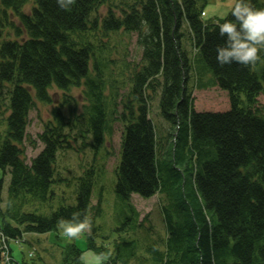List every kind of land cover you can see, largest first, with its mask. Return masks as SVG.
<instances>
[{
	"label": "trees",
	"instance_id": "obj_1",
	"mask_svg": "<svg viewBox=\"0 0 264 264\" xmlns=\"http://www.w3.org/2000/svg\"><path fill=\"white\" fill-rule=\"evenodd\" d=\"M207 1L75 0L65 11L57 0H0V169L10 174L0 236L10 254V240L57 232V221L76 212L89 218L93 234L101 210L99 196L91 201L93 186L107 170L105 138L117 120L124 128L114 169L122 222L112 241L97 244L89 234L87 242L105 254L103 264H264V107L257 101L264 50L254 67L220 66L216 48L226 37L218 24L235 21L232 9L224 19L202 21ZM248 2L264 8V0ZM132 33L141 65L128 82L117 81L110 55ZM53 87L62 98L38 134L41 150L27 163L21 145L29 111L35 100L52 103ZM214 87L227 94V107L198 108L192 91ZM72 88L80 89L79 100L66 93ZM157 94L169 125L160 136L150 116ZM86 148L92 157L80 174L62 177L59 153ZM62 183L74 185L75 203L61 196L53 209ZM132 194L161 196L163 239L146 215L139 219ZM48 206V214L39 211ZM82 254L68 243L62 264H82Z\"/></svg>",
	"mask_w": 264,
	"mask_h": 264
},
{
	"label": "rangeland",
	"instance_id": "obj_2",
	"mask_svg": "<svg viewBox=\"0 0 264 264\" xmlns=\"http://www.w3.org/2000/svg\"><path fill=\"white\" fill-rule=\"evenodd\" d=\"M233 6L234 0H208L200 14V18L204 22L224 19ZM101 11L104 12V8H101ZM185 45L187 44L185 43ZM114 51L115 52L110 55L111 59L114 61L111 65V73L117 81L126 82L124 79L126 78L128 82L130 74L132 75L131 72H133L134 69H139L141 65V48L136 44V34L132 33L129 36H126L122 40V43L117 45ZM120 85L124 86L121 82ZM80 89L82 91V84ZM80 89L72 88L66 93L77 97L79 100L80 96L78 94ZM125 91L126 88L121 90V93H125ZM32 94L34 95V91H32ZM62 94V91L53 87L50 90L52 103L45 104L37 100L34 101L33 107L28 114L26 138L21 145L27 163H29L30 160L41 150L42 144L37 138L38 134L42 131L43 124L50 119L51 109L59 104ZM192 96H194V101L198 108L210 107L212 105L215 106V109H224L227 107V94L216 87L203 90L195 89L192 91ZM154 97L155 100L150 106V116L157 130V134L160 136V134L166 131L169 125L161 118L158 112V94ZM119 99L120 97L117 98V101H119ZM257 101L260 106L264 107V93L257 97ZM117 110L120 111V106L117 107ZM110 124L112 134L105 138L104 144L105 153L108 155L104 158V166L107 170L104 173L98 172L95 177L93 195L91 198L93 204L97 203V196L101 198V210L94 216L93 234L91 229L90 232H85L76 239H69L63 235V231L60 228H58L57 232L25 234L22 239L9 241L11 256L15 262H24L28 264H62V251L66 244H76L84 254L91 251L87 246L89 234H92L93 239L97 244L112 241L116 237L115 228H117L122 222V217L120 214L121 204L115 194L116 175L114 169L120 158V140L124 128L117 120L110 121ZM101 150H103V148ZM91 157L92 151L88 148L85 149L84 153L75 150L61 152L58 155L59 161H57L60 166L57 167V171L62 177H76L80 174L82 166L85 165L84 161H88ZM97 160L102 161L101 153L97 155ZM0 178H3L4 181L1 195L2 202L0 203V206L3 207L6 202L7 186L10 178L8 170L4 173L3 170L0 169ZM56 192L57 196L49 204L53 209L61 204V196L67 197L66 204L71 205L75 203V188L72 183L69 184V186L62 183L60 187L58 186ZM61 192H64L63 195ZM160 197L159 194H155L149 198H142L137 194H132L130 196V202L136 211H138L139 219L146 215L148 221L152 224L153 229L155 230L154 235L163 239L166 230L162 214L159 211ZM95 210L96 208L91 209V212ZM39 211L43 214H48L51 209L48 206L45 211L43 209ZM145 225L147 226L148 223ZM81 262L82 264H86V261L81 260Z\"/></svg>",
	"mask_w": 264,
	"mask_h": 264
},
{
	"label": "clouds",
	"instance_id": "obj_3",
	"mask_svg": "<svg viewBox=\"0 0 264 264\" xmlns=\"http://www.w3.org/2000/svg\"><path fill=\"white\" fill-rule=\"evenodd\" d=\"M58 6L68 11L75 0H57ZM231 15L234 21L226 20L218 24L219 35L226 37L223 46H217V62L220 66L237 63L244 67H254L261 61L259 53L264 50V8H256L248 0H234ZM199 52V49L196 50ZM80 213H73L71 220L60 218L58 228L69 239H76L91 231V221L87 216L80 219ZM90 258V259H89ZM86 264H103L105 254L89 251L82 254Z\"/></svg>",
	"mask_w": 264,
	"mask_h": 264
}]
</instances>
